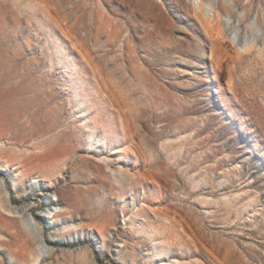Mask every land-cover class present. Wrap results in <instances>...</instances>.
<instances>
[{
  "label": "rangeland",
  "instance_id": "374dc122",
  "mask_svg": "<svg viewBox=\"0 0 264 264\" xmlns=\"http://www.w3.org/2000/svg\"><path fill=\"white\" fill-rule=\"evenodd\" d=\"M37 249L264 264V0H0V264Z\"/></svg>",
  "mask_w": 264,
  "mask_h": 264
},
{
  "label": "bare ground",
  "instance_id": "6f19581e",
  "mask_svg": "<svg viewBox=\"0 0 264 264\" xmlns=\"http://www.w3.org/2000/svg\"><path fill=\"white\" fill-rule=\"evenodd\" d=\"M61 197V196H60ZM77 203V202H76ZM81 206V205H80ZM76 208V207H75ZM77 208H79V207H77ZM69 213H70V211H69ZM78 214V213H77ZM65 215V214H64ZM59 216H62V214H59L58 215V217ZM70 218H73V216H71ZM38 225V224H37ZM41 239V238H40ZM40 259H41V253H40V251L37 249L36 250V254H35V256H34V259H33V264H38V262L40 261Z\"/></svg>",
  "mask_w": 264,
  "mask_h": 264
},
{
  "label": "water",
  "instance_id": "95a60500",
  "mask_svg": "<svg viewBox=\"0 0 264 264\" xmlns=\"http://www.w3.org/2000/svg\"><path fill=\"white\" fill-rule=\"evenodd\" d=\"M98 251V249L97 248H95V252H97Z\"/></svg>",
  "mask_w": 264,
  "mask_h": 264
}]
</instances>
